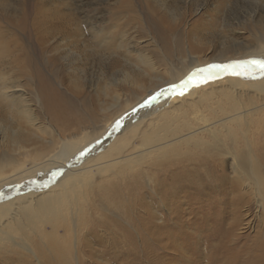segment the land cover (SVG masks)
Wrapping results in <instances>:
<instances>
[{"label":"bare ground","instance_id":"1","mask_svg":"<svg viewBox=\"0 0 264 264\" xmlns=\"http://www.w3.org/2000/svg\"><path fill=\"white\" fill-rule=\"evenodd\" d=\"M256 26L264 32L263 21ZM3 38L0 112L9 114L15 137L0 156V264H77L80 255L125 249L123 220L139 224L133 210L145 205L142 198L132 208L128 200L143 184L161 210L176 211L169 224L187 219L196 227L190 236L200 237L203 262L264 264V75L220 72L183 95L171 90L197 69L264 59V36L233 53L241 57L222 54L211 63L191 58L159 66L140 54L164 88L157 96L158 85L144 98L133 94L116 105L124 115H103L90 129L37 71L28 94L16 70H26L29 52L18 36L12 49ZM166 67L163 81L157 73ZM123 205L130 208L118 221L93 217Z\"/></svg>","mask_w":264,"mask_h":264},{"label":"rangeland","instance_id":"2","mask_svg":"<svg viewBox=\"0 0 264 264\" xmlns=\"http://www.w3.org/2000/svg\"><path fill=\"white\" fill-rule=\"evenodd\" d=\"M54 19L63 23L46 28ZM260 21L264 22V0H0L3 40L12 49L13 39L18 36L23 49L29 52L26 70H16L28 94L32 95L29 91L37 71L50 85L49 90L71 104L69 108L88 129L103 115L112 120L121 117L125 107L118 110L117 104L134 95L144 98L146 89L162 84L152 79L154 74L141 61L140 54H146V60L159 66L168 60L178 66V61L190 62L191 58L211 63L220 60L222 54L225 58H239L241 55L233 53L240 47L263 43L260 37L264 32L256 26ZM59 31L63 35L57 34ZM167 69L157 73L163 81L168 80L163 72ZM163 88L158 85L156 96ZM106 106L111 107L109 112ZM13 129L6 110L0 112V156L9 151L15 137ZM24 135V131L20 133ZM136 191L128 205L134 208L142 198L145 205L139 203L133 210L139 224L129 218L123 220L130 233L125 249L118 248L107 255H80L77 264H207L202 259L206 251L200 237L197 240L190 236L196 227L189 226L187 219L169 224L176 211L169 207L161 210L148 185ZM126 206L100 210L93 217L118 221L129 211ZM149 212L154 214L152 219L147 216ZM103 242L94 244L100 249Z\"/></svg>","mask_w":264,"mask_h":264},{"label":"snow or ice","instance_id":"3","mask_svg":"<svg viewBox=\"0 0 264 264\" xmlns=\"http://www.w3.org/2000/svg\"><path fill=\"white\" fill-rule=\"evenodd\" d=\"M238 69H240L238 71ZM259 71L261 75H264V59H252L246 62V65L233 64V65H218L213 64L204 68L197 69L196 72L190 74L185 80H182L178 85L172 86V91H178L179 95L184 94L189 85L198 87L201 83H206L213 76L218 75L220 72H224L232 75H254L256 71ZM156 99V97H152Z\"/></svg>","mask_w":264,"mask_h":264}]
</instances>
